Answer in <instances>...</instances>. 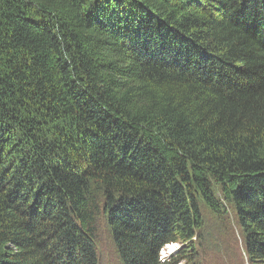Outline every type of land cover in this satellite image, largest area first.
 Listing matches in <instances>:
<instances>
[{
    "label": "trees",
    "instance_id": "16d2710c",
    "mask_svg": "<svg viewBox=\"0 0 264 264\" xmlns=\"http://www.w3.org/2000/svg\"><path fill=\"white\" fill-rule=\"evenodd\" d=\"M201 204L264 264V0H0V264H190Z\"/></svg>",
    "mask_w": 264,
    "mask_h": 264
},
{
    "label": "rangeland",
    "instance_id": "374dc122",
    "mask_svg": "<svg viewBox=\"0 0 264 264\" xmlns=\"http://www.w3.org/2000/svg\"><path fill=\"white\" fill-rule=\"evenodd\" d=\"M221 206L225 203L220 200ZM203 211L204 227L198 241L193 240L184 249L192 245L197 252L191 257L190 264H240L239 252L242 253L244 235L239 228L238 221L231 206L224 209V214L214 215L204 205H200ZM201 239V242H200ZM201 244V246H199ZM168 250L162 251V257L167 256ZM98 253L100 264H122L116 253L112 237L102 223L98 237ZM181 264H185L184 261Z\"/></svg>",
    "mask_w": 264,
    "mask_h": 264
},
{
    "label": "bare ground",
    "instance_id": "6f19581e",
    "mask_svg": "<svg viewBox=\"0 0 264 264\" xmlns=\"http://www.w3.org/2000/svg\"><path fill=\"white\" fill-rule=\"evenodd\" d=\"M167 247L174 253V256H179L181 254V249H179L178 247H176L173 244H168ZM184 263L186 264V259L184 260Z\"/></svg>",
    "mask_w": 264,
    "mask_h": 264
},
{
    "label": "crops",
    "instance_id": "0c3cea01",
    "mask_svg": "<svg viewBox=\"0 0 264 264\" xmlns=\"http://www.w3.org/2000/svg\"><path fill=\"white\" fill-rule=\"evenodd\" d=\"M177 247V245H175Z\"/></svg>",
    "mask_w": 264,
    "mask_h": 264
}]
</instances>
